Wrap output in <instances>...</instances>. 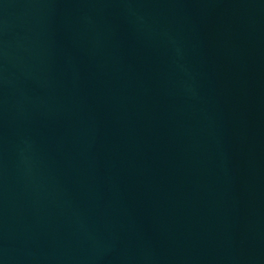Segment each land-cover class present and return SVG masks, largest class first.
Returning <instances> with one entry per match:
<instances>
[{
  "label": "water",
  "instance_id": "1",
  "mask_svg": "<svg viewBox=\"0 0 264 264\" xmlns=\"http://www.w3.org/2000/svg\"><path fill=\"white\" fill-rule=\"evenodd\" d=\"M0 264H264V0H0Z\"/></svg>",
  "mask_w": 264,
  "mask_h": 264
}]
</instances>
